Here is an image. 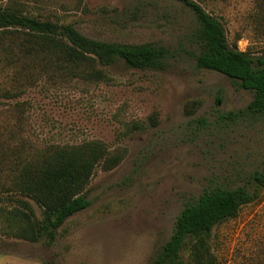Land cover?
<instances>
[{
  "label": "rangeland",
  "instance_id": "1",
  "mask_svg": "<svg viewBox=\"0 0 264 264\" xmlns=\"http://www.w3.org/2000/svg\"><path fill=\"white\" fill-rule=\"evenodd\" d=\"M196 1L221 21L231 46L264 56V0ZM0 9L71 25L92 40L171 52L162 71L118 62L91 82L30 54L24 30H0V264H150L187 204L214 188L248 186L263 166L264 116L231 114L252 93L195 65V17L180 3L0 0ZM96 140L124 158L111 171L95 169L90 206L51 245L13 236L18 210L41 217L22 189L53 150ZM210 247L221 264H264V190L213 229Z\"/></svg>",
  "mask_w": 264,
  "mask_h": 264
},
{
  "label": "trees",
  "instance_id": "2",
  "mask_svg": "<svg viewBox=\"0 0 264 264\" xmlns=\"http://www.w3.org/2000/svg\"><path fill=\"white\" fill-rule=\"evenodd\" d=\"M195 17L191 33L195 65L229 78L238 88L252 93V100L234 116H264V56L231 46L221 21L196 0H172ZM22 29L31 52L50 59L56 71L73 72L79 79L103 81L102 68L120 62L127 69L162 71L170 49L150 43L126 45L89 39L71 25H59L11 10L0 9V30ZM34 50V51H33ZM124 156L110 153L100 141L56 147L49 160L37 169L36 178L22 189L41 209L13 214V236L30 243L51 245L57 231L74 214L88 208L86 189L97 167L116 168ZM248 186L214 188L187 204L175 220L169 239L150 264H221L211 252L213 229L238 216L242 207L254 203L264 190V164L249 175ZM187 251L184 262L181 253Z\"/></svg>",
  "mask_w": 264,
  "mask_h": 264
}]
</instances>
